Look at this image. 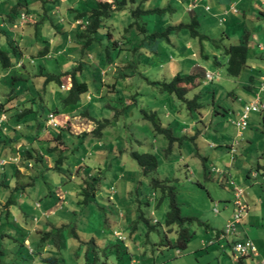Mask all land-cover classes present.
Returning a JSON list of instances; mask_svg holds the SVG:
<instances>
[{"label": "rangeland", "instance_id": "rangeland-1", "mask_svg": "<svg viewBox=\"0 0 264 264\" xmlns=\"http://www.w3.org/2000/svg\"><path fill=\"white\" fill-rule=\"evenodd\" d=\"M137 1L140 4L142 0ZM263 1L197 0L200 8L195 10L201 22V32L217 39L223 32H227L230 38L224 40L226 44H238L245 31H254L257 33V39H264V28L261 29L264 27V19L260 10L258 9L257 13L250 11L252 6L261 7L260 2ZM6 2L9 3L3 4ZM84 2L87 0H70L64 3L63 11L73 7L78 8V12H84L81 5L85 4L86 10H91L92 1ZM16 3L17 0H0V12L6 15L7 9ZM41 4V0H32L31 9ZM232 4H237L240 13L226 18L225 13L231 11ZM128 6L135 7L130 3ZM167 6L177 12L173 10L146 18L150 29L160 28L168 23L174 24L182 18L185 22L190 19L191 13L180 10L176 0H148L143 4V9ZM95 7L94 4L93 8ZM207 7L211 11H206ZM20 11L12 15L18 25L16 27L8 20L5 23L4 17L0 16V49L11 55L14 64H26L21 71L19 66L14 67L11 77L20 78L27 75V71L31 77L40 74L42 76L43 73L58 76L66 72L71 73L81 66L83 70L82 73L79 72L78 77L80 82L87 83L89 92L81 97L78 106L65 109L62 101L70 94L71 78H62V82L68 87L67 90H62L57 83H51L43 92L44 79L41 76L36 78L31 87L28 81L19 80L15 84L11 82V78H3L7 71L0 63V76L3 78L0 81L1 96L10 85V88L17 89V92L29 86L40 93L33 95L37 112L23 121V127L12 125L11 128L16 129V132L10 130L8 133H15V136L31 134L37 130L39 122L45 129V119L54 113L49 112L51 107L59 109V115L54 114L58 124L60 115L73 109L78 111L65 118L67 120L63 118L62 126L66 129L63 130L62 138L58 139L59 130L50 126L51 132L45 129L47 134L43 136V140L37 139L38 145L34 142L30 145L31 149L38 150L40 147L44 166L19 159L18 149L23 146L22 142L14 143L15 140L11 143L13 151L0 156V161L7 162L5 166L0 165V180L8 181L5 185L0 184V264H33L32 258L35 259V256L30 254L29 246L22 247V243L29 238L31 248L36 254L41 252L40 247L33 245V242L41 238L32 235V226H38L34 217L44 218L42 225L51 224L49 231L52 234L46 241L49 251L45 256H55L61 264H94L86 259V249L91 247L85 244L93 238L100 245L106 242L120 243L131 250L136 249L137 242L141 252L138 254L136 250L132 251L133 254L136 252L135 258L140 260L145 250H152V261L156 262L154 264H174L179 257L168 258L172 256L171 252L179 249L175 231L168 233L167 237L160 236L155 231L148 233L146 223L140 219L143 215L151 220L157 229H165L163 225L169 211V201L166 199L158 207L163 193L160 189H154L151 183L153 180L169 181L168 185L174 187L177 193L182 215L197 216L201 219L213 218L217 203L222 207L224 197H228L229 189L233 188L230 182L242 188L251 185L249 178L245 179L244 184H240V179L243 180L248 171L256 167L262 158L264 115L260 113L250 114L248 128L243 138L238 139L237 152L232 156L234 165L236 161L237 165L231 168L232 177L227 176L230 178L229 182L212 175L210 171L216 160L219 161L220 167H224V163L231 160L227 148L235 142L238 135V130L233 124L239 118L237 113L242 114L245 105L249 104L254 94L259 91H249L243 86L244 81L251 80V76L255 74V69L250 71L252 60L255 61L253 53L249 56L251 63L242 75L237 78L230 77L221 51H216L211 43L204 42V52L210 55V59L206 61L201 56L200 41L192 38L188 30L184 29L173 35L171 44L160 41L149 46L145 36L136 26H132L134 19L129 10L115 12L112 17L106 19L99 30L98 40L89 50L83 52L84 43L77 45L74 38L71 44L68 42L67 32H54L49 22L37 32L29 29L36 18L24 12L20 16ZM178 13H181V17ZM223 19H226L225 23L221 22ZM59 27L62 31H68L66 25L61 24ZM255 30L262 31L258 33ZM115 42L124 50L114 49ZM45 48H48L50 53L48 56H40V52ZM63 51L67 53L63 55ZM214 55L219 57L222 66L216 67L213 64ZM180 71H183L184 75L196 71L203 74L204 82L196 94L191 93L188 96V99L192 100L198 95L203 108L191 111L187 103L162 93L150 84L152 81L164 79L170 81ZM206 72L215 76L213 81L206 80ZM231 92H234L237 98L231 96ZM261 96L264 100V92H261ZM45 102L51 103L52 106H45ZM84 113H89L96 121L108 123L101 138L90 134L96 124ZM150 113H155L156 122H160L165 128L171 125L176 140L170 142L164 135L155 132L153 122L145 118V115ZM37 118L39 122L36 121ZM54 146L58 148V152L49 154V149ZM132 151L140 154L153 152L159 161L158 170L144 174V170L132 158ZM16 159L21 162L18 163ZM60 159L61 163L57 164L59 168L46 170L47 166L54 168L56 160ZM205 169L209 171L207 174ZM16 170L20 171L17 176ZM42 173L47 174L45 179L41 177ZM63 197L67 199V203L52 213L51 203L57 207ZM9 200L14 203L7 207L8 204L5 203ZM36 202L41 205L40 209H35ZM187 227L192 231L193 237L200 234L199 226ZM115 233L123 235L127 240L121 242ZM28 234L29 237H25ZM161 240H164V245H159ZM169 241L172 246L166 245ZM90 254L94 255L93 252ZM114 258L113 254H109L108 264H117ZM42 259L43 256L39 255L35 264H43ZM164 261L166 263H163ZM130 262L131 260L127 259L123 264Z\"/></svg>", "mask_w": 264, "mask_h": 264}, {"label": "trees", "instance_id": "trees-1", "mask_svg": "<svg viewBox=\"0 0 264 264\" xmlns=\"http://www.w3.org/2000/svg\"><path fill=\"white\" fill-rule=\"evenodd\" d=\"M148 0H142L139 4L137 0H112V3L110 2H98L95 3L96 7L91 10H86L84 12H76L75 16L71 19L69 25L79 21L84 20L87 22V25L84 27L78 26L76 29V33L74 34V38L76 39L77 43H84V50L83 52L89 50V48L98 40V34L99 30L103 27L105 20L112 17V14L115 12H122L125 10H129L132 18L134 19V22L132 23V26H136L138 31L145 36V40L149 41V46L151 44L160 42V41H166L168 43H172L171 37L173 35L178 34L181 32V30H188L190 32V35L192 38L198 39L200 41L201 45V56L208 61L210 59V55L205 54V48L203 46L204 42H209L213 45V48L217 51H221L222 56L224 60L226 61L224 65H226L227 74L230 77H239L242 75L243 71L248 68L249 65V56L251 52V45L253 43L252 41V34L249 31H245L243 34V37L241 41L238 44L229 43L226 44L224 40H228L229 34L227 32H223L221 37L219 39L213 38L205 33L201 32V22L199 20L198 15L196 14V10L194 9L193 12L190 14V19L187 20V22L181 20L174 22V24H167L163 25L160 28L156 29H150L148 23L145 21L146 18L152 17L154 15H163L165 12H172L174 9H172L171 6H167L165 8L162 7H155L152 9H143V4L146 3ZM43 3V7L45 8V14L40 18L38 22H34L33 24H30L29 29L32 28L36 32L40 30L44 26L46 22H49L55 26L54 18L52 12L54 11V8L57 6L56 4H59L61 1L58 0H41ZM9 2L3 3L8 4ZM135 5L132 7H129L128 4ZM31 4L32 0H17V3L11 8L9 7L6 11V15H4L2 12H0V16L4 17V22L10 21V23L13 24V27L18 26L15 22L14 18L12 17L13 13H17L20 11V16L23 14V12L30 16L31 12ZM1 6V5H0ZM22 12V13H21ZM174 12H177V10H174ZM181 17V13H178ZM235 15V14H234ZM185 18V17H184ZM8 20V21H7ZM72 22V23H71ZM226 22V21H225ZM223 22V23H225ZM219 24V23H218ZM223 25V24H222ZM69 30V29H68ZM126 32V31H125ZM68 33V31H67ZM1 34V33H0ZM109 36L110 33L108 34ZM11 44V42H9ZM126 45V44H125ZM114 49H120L124 50L122 46L118 44V42H115ZM14 48V53L17 52ZM134 50V49H133ZM134 52H137V50H134ZM50 53V50L48 48H45L43 52H40V56H48ZM0 63L3 67V69L9 74L5 76V79L11 78L9 80L11 82H14L15 84L17 81H28L29 86L31 87V84H34L33 82L36 80V78H40V75H29V72L27 71V75H22V77H11L13 73H11V70L14 67L20 68V71L26 67L25 63H17L14 64L12 61L11 55L5 52L4 50L0 49ZM20 64V65H19ZM213 64L216 67L222 66L221 61H219V57L214 55V61ZM83 67H79L77 70L73 72L63 73L62 75H46L45 73L42 74V78L44 79V90L43 92L49 87L51 83H57L60 87L64 86L62 84V78L64 76H70L72 80V87L70 89V94L68 97L63 99L62 104L63 108H68L71 106H78V104L81 102V97L84 94H87L89 92V87L87 83L80 82L79 80V72L82 73ZM6 72V73H7ZM183 71L178 72L176 75L173 76L172 80L166 81L165 79L162 81H152L150 84L154 87L158 88L162 93L168 94L169 96L176 97L179 101L183 103H187L189 106V109L192 110H199L203 108V105L199 102L200 98L198 95H196L192 100L188 99V96L195 92L199 87L201 86L203 74L200 73V71H196V73L192 74H182ZM207 73V72H206ZM206 76V74H205ZM7 84V83H6ZM9 85V84H8ZM29 86L28 88H25V90H20L17 92V89H12L10 86H7L5 89V94L1 96L0 94V117L2 115H5L7 118V121L5 122L4 126L0 128V156L4 155L5 153H11L13 151V141L14 143L22 142L15 138V133H8V131L13 130L16 132V129H12L11 126L14 124L16 126H24L23 121L28 119V116L31 115L34 112H37L35 108L32 107V104L34 102L33 95L35 93L40 94L37 90L35 91V88L31 89ZM16 92V93H15ZM25 92L30 95V97H26L27 95H24ZM23 96V97H22ZM22 97V98H21ZM22 99V100H21ZM25 101V102H23ZM31 104V106H30ZM48 107H51V103L44 104ZM76 108V107H75ZM50 113L54 112L53 114H59V109L54 107L49 108ZM54 110V111H53ZM85 116L89 117L88 113H84ZM91 120L95 122L96 128L90 133L93 134L95 137L101 138L103 133V129L108 125V123L99 122L96 121L94 118L90 116ZM145 118L149 121L153 122L155 126V132L158 134L164 135L166 138L170 140V142H173L176 140L175 133L172 130L171 125L168 127L162 126V124L159 122H156V114L150 113L149 115H145ZM38 121V118L36 119ZM161 121V120H160ZM13 122V123H12ZM39 122V121H38ZM38 124V123H37ZM48 124V117L45 119V129ZM7 127V128H6ZM44 127L41 122L37 125V130L32 131L31 134L28 136V140H25L28 144L23 143V147L18 149V154L21 155V157L28 161V162H34L35 165L39 164L43 166L44 159L41 156V153L39 149H31L30 145L33 144L35 140L41 136ZM4 131H7L6 133ZM39 132V133H38ZM63 131H59L58 139L62 138ZM67 132V131H66ZM41 133V134H40ZM26 134H23L25 137ZM81 137H84L82 135H79ZM86 136V135H85ZM8 137V138H7ZM194 139V138H193ZM12 143V144H11ZM64 144V142H62ZM34 151L35 154H33L32 151ZM58 148L56 146L51 147L49 149V154L57 153ZM132 158L138 162V165L141 169L144 170V174H148L149 172L157 171L159 168V161L157 156L152 153H137L135 151H132L131 153ZM60 160H56V166L54 168H48L46 167V170H54L58 166L57 164L61 163ZM31 165V164H30ZM59 168V167H58ZM16 175L20 174L19 170L15 171ZM43 174V173H42ZM249 173V177H250ZM32 179V177H29ZM2 180V181H1ZM0 180V184L5 185L6 182L3 181V179ZM169 181H159V180H153L151 183L152 187L154 189H160L163 193L162 198L159 201L158 207L162 204L163 201L168 199L169 201V211L166 214V221L164 226V230L161 231L160 229H157V226L153 225L151 223V220L146 219L145 216L141 215L140 219L144 221L147 225L148 233H151V231H155L160 236L164 235L167 237L168 233H172L175 231L177 235V247L181 250H184L187 246V244L190 242V240L193 237L192 231L187 227L188 225H203L206 224L203 220H201L199 217L196 216H183L182 210L178 201L177 193L174 190V187H171L168 185ZM154 185V186H153ZM234 202V198H233ZM12 203V202H10ZM10 203L8 205H10ZM249 204V203H248ZM207 225V224H206ZM136 227H134L135 229ZM136 231V229L134 230ZM52 233L45 232L43 237L40 238L37 242H33V245L37 248L40 247L41 252H38L36 254V251L34 250V253L32 256L35 255H41L45 251L46 247V241L47 238L50 237ZM75 237H78V235H75ZM74 237V238H75ZM39 242V243H38ZM118 243V242H117ZM171 242H167L166 245H171ZM87 246L90 245L91 248L86 249L87 251V261H91L94 264H108V258L109 254H113L115 256L114 261H117V264H123L127 259H132L128 248L125 247V245H122L120 243L109 245L106 244V246L102 247L97 244V241L92 239L90 242L85 243ZM92 244V245H91ZM32 245V244H31ZM155 245V244H154ZM159 245H164V240H161ZM25 240L22 243V247H25ZM60 245H58L59 247ZM172 246V245H171ZM42 247V248H41ZM40 251V250H39ZM94 255L91 256L90 253ZM90 254V255H89ZM130 255V257H129ZM91 257L93 259L91 260ZM34 262V258H32ZM43 264H61V261L55 257V256H43Z\"/></svg>", "mask_w": 264, "mask_h": 264}, {"label": "crops", "instance_id": "crops-1", "mask_svg": "<svg viewBox=\"0 0 264 264\" xmlns=\"http://www.w3.org/2000/svg\"><path fill=\"white\" fill-rule=\"evenodd\" d=\"M59 1H61L62 4H60V5L56 4L57 6L54 8V11L52 12L55 26H53V24H52L51 27L53 28V31L56 33L66 34L65 32H67V31H62V28L59 26H61V24L68 26L67 27L69 29L68 33H67L69 36L68 42H71V44H72L74 37H75L74 34L76 33L77 27L82 26V25H77L78 21L71 24V25H69V23H70L71 19L75 16V13L79 9L69 7L66 11H63V8H65L64 3L69 2L70 0H59ZM81 1H83V0H81ZM91 1H92V3H90V4H92L91 9H93L95 3L104 2V1L111 2V0H91ZM176 1H178V8H180V10L182 9L186 12H190V13L193 12L194 9H193V11H190V8L194 4L196 5V9L200 8V3L197 2V0H176ZM87 2H90V0H87ZM87 2H84V3H87ZM93 2H94V4H93ZM260 5H261V7L258 6L259 8H255L252 6L250 8V11L257 13V11L260 10V15L264 19V1L260 2ZM81 6L84 8V11H86V4L81 5ZM232 6H236V9L238 10V13H236V14L238 15L240 13V11L238 9L237 4H232ZM255 6H257V4H255ZM77 7H79V5H77ZM219 12L221 13V11H218V13ZM43 14H45V8L43 7V4L33 6V8L31 9V12H30V16L36 18V20H34L35 23L40 20V18L43 16ZM222 14H224V13H222ZM232 14H234V13H232V12L225 13V16H227L226 18H228ZM232 16L234 17V15H232ZM225 21H226V19H225ZM84 22H86V21H84ZM263 28L264 27H262L261 29L263 30ZM255 31H257V30H255ZM261 31L258 30L257 32L260 33ZM250 33L252 34L251 38L253 41V43L251 44L253 46L251 47L250 54L253 53V57L255 58V61L252 60V63L251 62H249V63L252 64L251 65L252 70H250V71L253 72L254 71L253 69H255V71H254L255 74L251 76V80L246 79L244 81L243 86H244V89L249 90V91H253L255 89H256V91H257V89L259 90V91H257L258 93L254 94V98L251 102H253L257 98H260V100L262 102H264V100L261 98L262 97L261 92L262 93L264 92V42H263L264 39L262 37H261V39L259 37L257 39L256 38L257 35H255L256 32H254V31H252ZM54 43H55V40H54ZM77 45H81V44L78 43ZM68 47H69V45H68ZM65 53H67V51L62 52L63 55ZM66 73H68V72H66ZM8 74H9V72H7L5 76H7ZM5 76L3 78H5ZM3 78L0 76V81H2ZM64 78H70V76H64ZM63 80L64 79H62V81ZM62 84L64 86H62L61 89L64 91L67 90L68 87L65 85V83L62 82ZM26 95H27L26 97H28V98L30 97V95H28V93H26ZM230 95L233 96L234 98H237V95L234 92H231ZM23 102H25V101H23ZM249 104H246L245 107ZM32 107L35 108V105L32 104ZM245 107H244V110H245ZM75 112H78V111L73 109L72 111L65 112L63 115H60L59 116L60 123L58 124V127H56V128L53 127V128L58 129L59 131H63L64 129H66V128H63V126H62L63 118H64V120H67L65 118L70 117ZM239 113H237V115H241ZM58 115L59 114H57L56 116H58ZM262 115H264V114H262ZM89 117H90V115H89ZM60 118H62V119H60ZM49 127L50 126L47 124L46 131H48L50 133L51 131H49ZM44 131H45V129H44ZM44 131L42 132V134L40 133L41 136H39V140L40 139L43 140V138L47 134ZM55 132L58 133L57 131H55ZM62 133H64V131ZM71 134H74V133L71 132ZM28 136H29V134H26L25 137L23 135H21V136H15V138L18 140L22 139L20 141H22L21 144L23 145L25 140L29 139ZM76 136H79V135H76ZM238 136H239V133L237 135L235 142L231 146H229V147L227 146L228 147L227 153L231 155V160L228 162H225V160L223 159V161L225 162L224 167H220L219 161L216 160V163H214L213 168L210 171L212 175H217L227 182H229V179L232 177L231 176V168L233 169V167L237 165V161L234 165V163H233L234 158H232V156H234L237 151H235L234 154H232L231 151H232L233 147L236 150L237 146L239 145L238 139L243 138L244 133L242 136L241 135L239 137ZM25 143L28 144L27 142H25ZM34 143H36V145L39 144L37 140H35ZM210 148H212V147L210 146ZM213 148H216V147H213ZM39 151H40V149H39ZM40 153L42 154L41 151H40ZM261 157H262V158H260L261 160H259L257 162V166L252 168L251 170H249L248 173L242 178L243 180L240 179V184H242V183L244 184L245 179L249 178V180H250L249 183L251 184L249 187L244 188V190L246 192V198H247V201L249 203L250 208H249L248 214L245 217L243 223L241 224V226H239L240 239H242V240L250 239L257 248V255H247L244 257L236 258L235 254L233 252V249L231 247V244L228 243L230 241L227 239H218L217 238L219 236V234L221 233L222 229L225 227L226 222L232 217V214L234 211V204H233L234 194H233V188H231V189H229L230 191L228 192V197H224V199H223L222 207L219 206V204L217 203L218 213H216L215 210H213L214 211V213H213L214 217L213 218H211V217H208V218L206 217L203 219L200 218L207 225L206 224L199 225V227L201 228L200 230H198L200 232V234L197 235V237H192V239L190 240V242L187 244L186 248L184 249L185 252H183V250H181L180 248L176 249V251L171 252L172 256L169 257L168 259H172L175 256L179 257L174 264H264V185H263L261 177H259L258 181H254L251 178V176L250 177L248 176L249 173H251V171H253V170H260V171L264 170V151H263ZM19 159L24 160L21 157V155H19ZM209 160H210V158H209ZM16 161L17 162L19 161L18 163L21 162L20 160H17V159H16ZM203 164L205 165V160H204ZM44 165L45 164H43V166ZM48 168H50V167H48ZM204 171L206 174H207V172H209V171H206V169ZM227 176H230V178ZM29 177H31V176H29ZM41 177H43L45 179L47 177V174L43 173ZM230 185L234 187V182H230ZM252 187H254V188H252ZM11 201L12 200H9L5 204L6 205L9 204ZM60 201L61 202L57 205V207L56 206L54 207V205H52V203L50 202L51 203L50 211L52 213H55L57 211V209L62 208V206H64L67 203V199H65V197H63V200H60ZM13 203L14 202L12 201V203H10V204H13ZM5 204L3 202V205H5ZM8 206L9 205H7V207ZM40 208H41V205L38 202H36L35 209H40ZM43 219L42 218L38 219V218L34 217V222H36L38 226L37 227L32 226L33 227L32 235L35 234V235H38V237H43L45 232H50L49 230H50V228H52L51 224H49V223L44 224L43 223V225H42ZM196 226H198V225H196ZM25 237H29V234L25 235ZM212 239L214 241H213V243H210V241ZM94 240H96V239H94ZM126 240H127V238L125 237L124 242ZM121 242H123V241H121ZM25 244H26V246H29V251H30V249L33 250L31 248L32 245H30L29 238L25 239ZM97 244L100 245L98 242H97ZM106 244H109V243L106 242L104 245L101 244L100 246L104 247V246H106ZM109 245H114V244H109ZM135 246H136L135 250L139 254L141 251H140V247L137 246V242H136ZM125 247H127V246H125ZM127 248H128V251L132 257L130 264H154V263H156L155 261H152V255H154V252L152 250L151 251L145 250L144 256H143L144 258L142 257L139 260V259L135 258V256H134V254L136 252H134V254L132 253V251H135V250H131V249H129V247H127ZM179 250H181L183 253ZM47 251H49V250L46 246L44 253L41 254L40 256L47 257V256H45V254H47ZM179 252H181V253L179 254ZM31 255H33V254H31ZM130 255H129V257H130ZM34 256H35V260H36L38 255L34 254ZM35 260H34L33 264H35ZM163 263H166V261H164Z\"/></svg>", "mask_w": 264, "mask_h": 264}, {"label": "built area", "instance_id": "built-area-1", "mask_svg": "<svg viewBox=\"0 0 264 264\" xmlns=\"http://www.w3.org/2000/svg\"><path fill=\"white\" fill-rule=\"evenodd\" d=\"M196 8V5L194 4L191 8L190 11H193V9ZM206 11H210V8L207 7ZM232 13H238V10L236 9V6H232L231 11ZM229 13V12H228ZM225 19L221 20V22H224ZM77 25H82L84 27L87 25V22H84L83 20H79L77 22ZM196 56V55H194ZM214 75L211 73H206V80L207 81H213L214 80ZM64 88V87H63ZM251 113H260L264 114V102L260 100V98H257L253 102H251L249 105L245 107L244 112L239 115L238 120H236L233 124L238 130L239 136L243 135L245 130L248 128V120L250 117ZM7 121V118L5 115H2L0 117V128L4 126V123ZM48 125L52 126L54 128L58 127L57 120L55 118V115L51 113L48 117ZM238 136V137H239ZM235 148L233 147L231 153H235ZM7 162L5 160L0 161V165L5 166ZM251 178L254 181H258L259 177L262 178V182L264 185V170H253L251 171L250 174ZM114 193V189H113ZM233 194H234V211L232 214V217L226 222L224 229L221 231L219 236L217 237L218 239H227L229 240L231 244V247L233 249V252L236 256V258L239 257H244L247 255H257V248L254 245V243L250 240H242L240 239V232H239V226L243 223L245 217L248 214L249 211V204L246 198V192L244 188L238 185H234L233 187ZM216 213H218V207L214 209ZM115 235L118 237L119 240L124 241L125 237L123 235H120L118 233H115ZM213 239L210 241V243H213ZM31 253L33 251L31 250ZM180 254V252H179Z\"/></svg>", "mask_w": 264, "mask_h": 264}, {"label": "clouds", "instance_id": "clouds-1", "mask_svg": "<svg viewBox=\"0 0 264 264\" xmlns=\"http://www.w3.org/2000/svg\"><path fill=\"white\" fill-rule=\"evenodd\" d=\"M113 189H114V188H113ZM112 191H113V190H112ZM114 193H115V190H114ZM114 193H113V194H114ZM155 223H158V222H157V221H155Z\"/></svg>", "mask_w": 264, "mask_h": 264}]
</instances>
